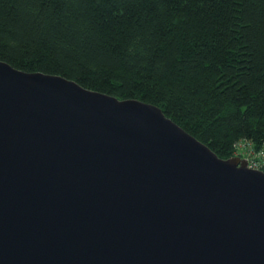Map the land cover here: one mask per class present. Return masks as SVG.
Masks as SVG:
<instances>
[{
    "label": "water",
    "instance_id": "95a60500",
    "mask_svg": "<svg viewBox=\"0 0 264 264\" xmlns=\"http://www.w3.org/2000/svg\"><path fill=\"white\" fill-rule=\"evenodd\" d=\"M0 264H264V171L0 60Z\"/></svg>",
    "mask_w": 264,
    "mask_h": 264
},
{
    "label": "trees",
    "instance_id": "16d2710c",
    "mask_svg": "<svg viewBox=\"0 0 264 264\" xmlns=\"http://www.w3.org/2000/svg\"><path fill=\"white\" fill-rule=\"evenodd\" d=\"M0 60L156 105L219 158L264 153V0H0Z\"/></svg>",
    "mask_w": 264,
    "mask_h": 264
},
{
    "label": "built area",
    "instance_id": "2783aa9c",
    "mask_svg": "<svg viewBox=\"0 0 264 264\" xmlns=\"http://www.w3.org/2000/svg\"><path fill=\"white\" fill-rule=\"evenodd\" d=\"M233 156H238L247 161L250 168L264 170V153L262 151H254L245 140H239L234 144Z\"/></svg>",
    "mask_w": 264,
    "mask_h": 264
}]
</instances>
